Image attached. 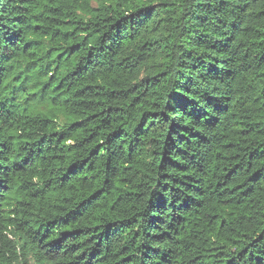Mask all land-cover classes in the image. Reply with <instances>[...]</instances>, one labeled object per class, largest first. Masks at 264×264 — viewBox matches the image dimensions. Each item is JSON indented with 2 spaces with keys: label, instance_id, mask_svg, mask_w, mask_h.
I'll use <instances>...</instances> for the list:
<instances>
[{
  "label": "trees",
  "instance_id": "16d2710c",
  "mask_svg": "<svg viewBox=\"0 0 264 264\" xmlns=\"http://www.w3.org/2000/svg\"><path fill=\"white\" fill-rule=\"evenodd\" d=\"M0 264H264V0H0Z\"/></svg>",
  "mask_w": 264,
  "mask_h": 264
}]
</instances>
